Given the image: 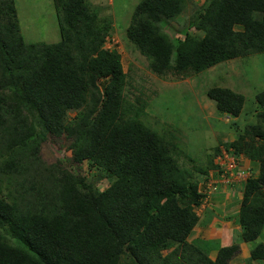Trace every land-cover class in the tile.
Instances as JSON below:
<instances>
[{
    "label": "trees",
    "instance_id": "16d2710c",
    "mask_svg": "<svg viewBox=\"0 0 264 264\" xmlns=\"http://www.w3.org/2000/svg\"><path fill=\"white\" fill-rule=\"evenodd\" d=\"M16 1L0 0V264H230L240 250L234 239L192 240L207 197L200 182L227 178L215 162L221 147L259 171L244 182L236 214L228 203L217 219L238 225L250 263L264 259V90L249 128L200 166H185L175 139L129 109L122 55L105 48L108 17L86 0H54L60 41L29 43ZM185 3L141 0L135 9L127 38L153 74L187 77L264 53V0H210L179 31L184 38L172 37L166 27ZM207 95L222 116L242 114L241 93L216 86ZM51 135L69 141L70 168L42 166L40 146ZM85 162L111 179L106 189L73 169Z\"/></svg>",
    "mask_w": 264,
    "mask_h": 264
},
{
    "label": "rangeland",
    "instance_id": "374dc122",
    "mask_svg": "<svg viewBox=\"0 0 264 264\" xmlns=\"http://www.w3.org/2000/svg\"><path fill=\"white\" fill-rule=\"evenodd\" d=\"M88 1L92 8L99 9L102 17L112 20V47L122 55L124 71L128 74V85L125 90L127 105L130 107L128 108L134 113L142 109L140 115L142 122L158 131L160 135L166 134L167 137L171 136L175 139L173 143L179 146L180 162L183 165L200 166L206 162V155L213 153L215 147L234 141L240 133L249 128L250 122H255L254 116L261 109L256 101V95L264 90V53L223 62L202 73H191L187 77L167 75L161 78L150 71L146 57L126 36L134 9L140 0H115L111 5L105 4L102 0ZM206 3L207 0L189 2L186 12L177 21L171 22L166 27V31L171 36H177V32L187 27L188 20ZM16 8L21 32L27 42L60 41L61 33L53 0H17ZM237 29L242 30L241 27ZM192 32L197 37L203 36L202 33L194 30ZM100 82L105 84L107 81ZM216 86L230 88L245 96V105L238 118L219 114L216 102L207 95L208 90ZM71 115L74 116V113ZM238 131L240 132L237 134ZM68 145L69 141L65 138L49 136L40 146L42 166L49 167L61 162L64 167L70 168L71 151ZM195 156L199 157L200 161ZM239 159L243 169L250 168L254 176L258 175V163H253L244 155L239 156ZM73 169L87 176L88 181L95 183L102 190L111 184V179L106 174L102 175L103 172L87 162L81 166L73 164ZM230 183L231 186L228 184L223 191L221 189L216 194L210 195L209 200L196 209L201 220L192 240L197 238L207 240L209 237L210 242L220 238L223 245L231 238L234 239L231 242L233 244L240 242L239 234L231 232L237 229V224L236 227H232L233 224L231 225L229 221L222 223L217 220L224 215L226 203H231L230 207L235 214L240 205L244 182L237 178L235 181L231 179ZM218 201L222 202L218 203ZM214 205L220 210L223 209V213L216 214L217 207L215 208ZM220 220L224 222L223 219ZM250 246L252 247L251 244L242 243L234 259L247 258L250 255ZM169 252L165 251L164 254L167 255ZM217 253L218 250L210 254L212 259H216ZM232 262L239 263L231 261V264ZM254 264H264V260Z\"/></svg>",
    "mask_w": 264,
    "mask_h": 264
},
{
    "label": "clouds",
    "instance_id": "9594fccd",
    "mask_svg": "<svg viewBox=\"0 0 264 264\" xmlns=\"http://www.w3.org/2000/svg\"><path fill=\"white\" fill-rule=\"evenodd\" d=\"M87 2L86 3H88L89 5H90V3H89V1L88 0H86ZM105 4L107 3V4H113V2L115 1V0H102ZM141 1V0H140ZM140 1H139V3H140ZM192 1H195V0H186V3H185V7H186V9H185V11L179 16V18L186 12V10H187V5H188V3L190 2H192ZM53 2H54V0H53ZM209 2H210V0H207V3H206V5L205 6H203V7H201V9L199 10V11H197L194 15H195V17H197L199 14H201V12H203V10L208 6V4H209ZM138 3V4H139ZM137 4V5H138ZM205 4V3H204ZM137 5H136V7H137ZM91 6V5H90ZM54 7H55V5H54ZM136 7H135V9H136ZM184 7V8H185ZM94 9V8H93ZM135 9H134V12H135ZM56 10V9H55ZM99 10V9H98ZM100 12V11H99ZM57 14V13H56ZM193 15V16H194ZM100 17H102L101 16V13H100ZM133 17V16H132ZM191 19V18H190ZM190 19L188 20V24H190ZM58 20V19H57ZM112 21V20H111ZM174 21H177V20H174ZM173 20H171L170 22H169V24L171 23V22H174ZM131 22H132V20H131ZM113 24V23H112ZM168 24V25H169ZM237 27H241L242 28V30H244V27L243 26H241V25H236L235 26V29L236 30H239V29H237ZM129 28V27H128ZM128 28H127V30H128ZM186 27H184L183 29H185ZM112 29H113V25H112ZM127 30H126V36H127ZM241 29L239 30V31H242ZM112 31V30H111ZM191 32H192V30H190ZM193 33V32H192ZM197 33H202V32H197ZM112 32H110V35L107 37V40H106V42H105V48H107L108 50H113L114 48L112 47ZM203 34V33H202ZM180 35L182 36L181 38H184L183 37V35L182 34H180L179 32H177V36L178 37H180ZM203 36H204V34H203ZM172 37H174V36H172ZM128 39V38H127ZM129 40V39H128ZM117 50V49H116ZM123 64V63H122ZM221 64V63H220ZM219 65V64H218ZM217 66V65H216ZM124 67V66H123ZM215 67V66H214ZM212 68V67H211ZM210 69V68H209ZM208 70V69H207ZM206 71V70H205ZM204 72V71H203ZM200 73H202V72H200ZM197 74H199V73H197ZM226 116H228V115H226ZM228 117H230V116H228ZM231 118V117H230ZM45 142V141H44ZM43 142V143H44ZM42 145V144H41ZM221 148H224V147H221ZM224 150H226V151H224ZM224 150H222L221 149V153L216 157L217 158V160L215 161L217 164H219V162H220V158L221 157H223L224 156V153H226L230 158H232V159H234V161H235V165H236V167H235V169L233 170V175L232 176H230L231 174H230V172L228 171V169H224L223 168V173H224V175L227 177L226 179H221L220 181H218V182H215V181H213V180H209V182H208V184H206V185H204L203 183H201L200 182V189H201V191H203V190H205L206 191V194H207V197L205 198V201H207L208 199H209V196L210 195H212V194H214V193H217V188H216V184H218V183H220V184H222L223 185V187H222V191H223V189H224V187L226 186V185H230L231 186V184H230V180L231 179H234V181L237 179V178H239V181H241V182H245L248 178H249V176L251 175V174H253V172L251 171L252 169H250V168H247V169H243L242 168V166H241V164H240V159H239V156H241V155H243V154H241V155H236V153L234 152V150L232 149V148H230V149H226V148H224ZM71 157H72V153H71ZM220 165V164H219ZM233 183V182H232ZM243 187V186H242ZM243 194V193H242ZM243 196V195H242ZM240 229V228H239ZM232 232V231H231ZM239 231L237 230V229H235V234H237ZM233 239H231L230 241H232ZM230 241H228V242H230ZM259 241H261V242H263L264 240H262V239H260ZM222 242V241H221ZM242 243H245V242H239V248H240V245L242 244ZM264 243V242H263ZM245 244H248V243H245ZM248 245H250V244H248ZM251 246H250V251H251ZM240 251V250H239ZM238 253V252H237ZM250 255L245 259V261H244V263L245 264H254V263H257V262H260L261 260H264V259H259V260H254L252 263H250ZM235 259L233 258L232 259V261H234ZM233 263V262H232ZM230 264H231V262H230Z\"/></svg>",
    "mask_w": 264,
    "mask_h": 264
},
{
    "label": "built area",
    "instance_id": "2783aa9c",
    "mask_svg": "<svg viewBox=\"0 0 264 264\" xmlns=\"http://www.w3.org/2000/svg\"><path fill=\"white\" fill-rule=\"evenodd\" d=\"M219 164L224 168L228 169L230 172V176L233 175V170L235 169V161L234 159L230 158L226 153H224V156L220 158Z\"/></svg>",
    "mask_w": 264,
    "mask_h": 264
},
{
    "label": "crops",
    "instance_id": "0c3cea01",
    "mask_svg": "<svg viewBox=\"0 0 264 264\" xmlns=\"http://www.w3.org/2000/svg\"><path fill=\"white\" fill-rule=\"evenodd\" d=\"M209 200V199H208ZM220 202H222V201H218V203H220ZM213 204H215V203H213ZM227 205V203L225 204V206ZM215 206V205H214ZM216 207H218L217 205L215 206V208ZM217 211V210H216ZM216 218V217H215ZM218 221H220V222H222V223H225L226 222V220H224V222L222 221V220H220V219H217ZM228 222V221H227ZM229 223L232 225L233 224V226L232 227H236V225H235V222L233 221V220H229ZM227 224V223H226ZM237 230L240 232V229H239V227H237ZM218 239H220V238H218ZM231 239H233V238H231ZM207 240H209V237H207ZM245 259L246 258H242L241 260H234V261H238L239 263H232V264H242V262H244L245 261Z\"/></svg>",
    "mask_w": 264,
    "mask_h": 264
}]
</instances>
